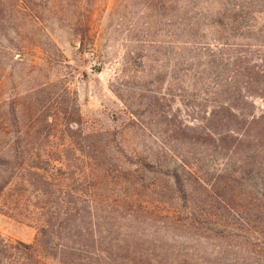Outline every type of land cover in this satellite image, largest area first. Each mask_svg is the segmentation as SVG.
Listing matches in <instances>:
<instances>
[{
    "label": "rangeland",
    "instance_id": "rangeland-1",
    "mask_svg": "<svg viewBox=\"0 0 264 264\" xmlns=\"http://www.w3.org/2000/svg\"><path fill=\"white\" fill-rule=\"evenodd\" d=\"M168 1L153 9L149 0H0V135L8 141L28 131L32 148L54 151L86 174L81 188L95 197L98 236L116 245V255L135 239L145 257L134 256L161 261L152 264H264L258 202L239 194L228 203L186 172L191 188L183 197L167 172L179 163L158 156L167 148L200 154L197 169L210 183L221 169L243 165L171 137L175 124L191 125L200 114L189 72L182 86L176 82L180 55ZM80 19L91 24L85 47ZM255 102L259 114L264 101ZM140 156L155 167L142 166ZM251 178L241 175L239 186ZM36 235L34 224L0 211L2 238L32 243Z\"/></svg>",
    "mask_w": 264,
    "mask_h": 264
},
{
    "label": "trees",
    "instance_id": "trees-1",
    "mask_svg": "<svg viewBox=\"0 0 264 264\" xmlns=\"http://www.w3.org/2000/svg\"><path fill=\"white\" fill-rule=\"evenodd\" d=\"M172 2L180 55L176 82L182 86L185 79L181 74L189 72L190 96L200 117L191 125L179 121L171 130V137L204 145L230 162L242 161V173L226 167L216 174L220 180L210 183L197 169L200 154L167 148L161 149L158 156L171 157L179 163L167 168V172L183 197L191 188L182 176L186 172L193 175L205 193L222 198L226 194L230 197L228 203L240 194L244 201H257V210L264 213V107L258 114L255 102L264 101V0ZM158 4L167 8L169 1L149 0L147 7L156 9ZM52 9L54 4L50 5ZM208 11L210 18L206 16ZM206 19L209 23L204 24ZM80 20L76 30L85 47L92 40L91 24ZM7 134L2 131L0 135V211L34 224L37 235L32 243L0 236V264L161 262L136 258L134 253L145 257V250L135 239L128 240L120 255L113 253L116 245L102 238V231L98 236L93 222L95 197L81 188L86 174L75 165L56 159L54 151L32 148L28 141L30 132L23 131L6 141ZM98 152L106 154L104 150ZM140 159L142 166L155 167L148 157ZM243 174L252 176L251 181L243 183L244 189L239 186ZM101 248L102 254L98 252Z\"/></svg>",
    "mask_w": 264,
    "mask_h": 264
}]
</instances>
